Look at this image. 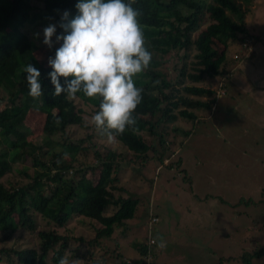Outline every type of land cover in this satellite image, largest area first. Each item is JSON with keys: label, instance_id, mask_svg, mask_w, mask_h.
<instances>
[{"label": "trees", "instance_id": "trees-1", "mask_svg": "<svg viewBox=\"0 0 264 264\" xmlns=\"http://www.w3.org/2000/svg\"><path fill=\"white\" fill-rule=\"evenodd\" d=\"M36 1L44 7L35 6L33 0H0V245L19 230L36 231L38 217L49 225V230L38 233V248L0 247V258L16 264H59L61 258L67 257L72 242L80 247L85 242L82 237L69 233V223L74 218L89 219L100 226L95 227V236L88 241L90 246L94 243L100 246L101 240L113 236L116 226L134 218L139 200L115 198L118 155L112 151L103 159L97 154L101 164L96 183L87 178V171L76 169L80 155L89 148L84 146L86 140H74L67 131L70 128L95 130L92 124L85 123L86 112L76 100L93 105L94 113L99 110L100 100L85 97L82 92L72 99L66 94L54 95L49 58H38L39 48L30 39L27 25L41 13L57 26V35L63 34L59 27L62 14L69 11L74 18L79 0ZM237 1L135 0L132 5L140 12L138 20L152 60L149 68L135 78L137 87L143 88V101L135 113L136 131L129 129L123 134H114V139L138 156L141 164L150 152L158 154L157 145L148 142L143 132H148L164 147L163 134L157 129L163 123L176 121V110L179 116L192 120L196 118L194 111L210 110L217 103L214 90L196 84L202 83L206 74L223 76L228 48L250 37L245 25L248 11ZM216 43L224 46L223 52L218 51ZM191 50L197 51L196 60L187 64L181 53ZM171 55L183 62L180 68L177 65L174 68L176 83L181 85L186 78L195 83L182 87V92L175 88L170 74L161 69ZM29 63L41 72L44 95L37 99L28 95L27 74L22 70ZM203 97L209 100L204 101ZM33 114L43 120L41 145L28 140L22 128L26 118ZM91 137L88 135L87 139ZM26 161L36 169L33 177L28 176L31 182L23 187L6 186L2 179L15 164ZM73 170L75 175L69 177ZM110 208L116 209L111 215L106 213ZM137 248L144 255L145 247L141 243ZM263 255L264 249L244 254L240 264H252V259ZM73 258L83 259L77 252Z\"/></svg>", "mask_w": 264, "mask_h": 264}, {"label": "rangeland", "instance_id": "rangeland-1", "mask_svg": "<svg viewBox=\"0 0 264 264\" xmlns=\"http://www.w3.org/2000/svg\"><path fill=\"white\" fill-rule=\"evenodd\" d=\"M249 1L237 2L248 11L245 25L249 33L259 37L264 45V0ZM33 4L39 8L44 7L40 1L33 0ZM43 16L44 14L41 13L35 15L27 25V31L30 33V39L39 48L36 51L38 58L47 60L46 58H55L50 55L56 52L61 43H55V37H53L52 49L43 43L44 28L53 24ZM37 33L39 36L36 35ZM196 37L197 34H194V38ZM215 47L219 52L224 51V46L219 43H216ZM241 47L242 44L237 42L228 48V63L230 60L233 63L231 68L225 69L227 65L224 67L226 71L223 76L206 74L204 81L196 84L215 91L214 98L218 100L215 106L210 110L194 111L196 120L183 118L179 116V110H176L178 119L163 123L157 129L163 134L164 147H160L159 141L151 138L148 132L142 133L148 142L157 145V155L160 159L154 152H150L147 155L149 158L141 164L139 157L122 143L114 138L110 143L107 135L98 133L94 126V131L80 128H70L67 131V135L74 140H86L84 146L89 148L87 153L80 155V161L75 165L76 169L87 171L85 173L87 178L96 183L100 176L101 164L97 154L100 153L103 159L109 151H112L118 155L115 160L114 174L118 189L114 190L115 198L123 196L139 200L134 218L123 225L116 226L113 236L101 240L100 246L95 243L90 246L88 243L95 236V227L100 226L89 219L74 218L69 223V233L76 238L82 237L85 242L81 244V247L78 243H71L67 254L70 262L76 261V264H178L176 259L172 263V260L164 254L159 260L158 257L162 255L159 248L157 256L154 250H151L148 258L146 245L149 239H155L158 236L171 244L178 226H184L183 223L189 219L192 220L190 224L196 225L202 216L203 221L206 223L209 220L211 226L216 224L217 227L228 228L227 234L211 230L210 237L215 243V247L209 250L212 252L211 255L209 252L201 253L202 256L199 255L192 260L186 259V264H240L244 254L249 255L264 249V106H253L252 101L246 99L241 113L235 110L232 112L233 99L246 96L244 93L237 92L247 91L249 88L247 82L251 80V75L247 71L249 55H242ZM196 55L197 51L191 50L186 54L181 53V58L185 57L184 62L190 64L196 60ZM236 55L243 59H235ZM182 64L183 62L175 59V55H171L165 59V65L161 68L170 74L169 79L175 82L174 86L180 92L182 87L195 84L190 83L188 78L184 79L181 85L176 83L174 68L176 65L180 68ZM241 71L245 73L244 76L239 74ZM260 77H264V72ZM202 100L209 99L203 97ZM76 104L86 112L85 123L88 121L87 125H91L90 118L94 114L93 105L90 106L80 100H76ZM247 109H251L252 114ZM22 128L28 140L41 145L43 133L41 117L29 115L23 122ZM88 135L92 136L91 139H87ZM254 140H257L258 144H253ZM13 168L2 179L8 187L28 185L31 182L30 177H33L36 172L29 161L18 162ZM239 169H242V181L236 173ZM24 171H26L25 174ZM74 175V170L69 173V177ZM195 195L198 200L192 201L194 199L192 196ZM206 197L210 200H217L216 198L219 197L224 204L213 205V202L203 201ZM194 204L204 205V210L201 211L198 206L199 211L189 216L187 209H191ZM231 205L236 209L232 207L230 209ZM115 210L110 208L106 213L111 215ZM232 211L236 216L232 215ZM201 212L204 215H201ZM206 213L209 217H206ZM151 214L158 215L160 222L158 218L159 223L151 224L150 228ZM37 222L36 231L19 230L0 247L38 248L40 246L38 233L49 230V225L41 217L37 218ZM159 228H163L165 234L159 233L157 231ZM140 243L145 247L144 255L138 251L137 244ZM155 247L156 245L152 246V249ZM75 252L82 255L83 259L73 258ZM152 256L154 261L151 259ZM226 257H232V260L229 262ZM0 264L16 263L3 257L0 258ZM252 264H264V255L252 259Z\"/></svg>", "mask_w": 264, "mask_h": 264}, {"label": "clouds", "instance_id": "clouds-1", "mask_svg": "<svg viewBox=\"0 0 264 264\" xmlns=\"http://www.w3.org/2000/svg\"><path fill=\"white\" fill-rule=\"evenodd\" d=\"M134 3L135 0H79L74 18L69 11L62 14L59 27L63 34L57 35L55 24L43 30V43L49 49L54 47L53 37L55 43L62 41L55 58L48 61L53 69L49 76L54 95L75 98L82 92L85 97L99 98V110L91 116L90 123L98 133L107 135L110 143L114 134L136 131L135 113L143 101V88L137 87L135 78L149 68L152 60ZM22 70L27 74L28 95L34 99L44 95L41 72L32 63ZM153 244L161 250L167 247L159 236L150 241ZM59 264L76 261L64 257Z\"/></svg>", "mask_w": 264, "mask_h": 264}, {"label": "crops", "instance_id": "crops-1", "mask_svg": "<svg viewBox=\"0 0 264 264\" xmlns=\"http://www.w3.org/2000/svg\"><path fill=\"white\" fill-rule=\"evenodd\" d=\"M250 37L251 39H253L252 46H254V50H253V53L250 55V57L248 56L249 57L248 59L249 69H247V71L251 75L250 77L251 80L247 82L248 87H249L247 91L245 90V92H237V93H244L246 94V96H241L240 98L233 99L232 112L233 110H235L236 112L241 113V108L245 105L244 100L246 99L251 100L252 101L251 104L253 106H264V77H260L262 75V72H264V45L262 43V40L259 39V37H255L251 34H250ZM229 62L230 63H227V67L225 69L231 68L233 62L231 60ZM239 74L241 76H244L245 73L241 71ZM242 81L243 80H241V82ZM247 110L251 112V109H247ZM196 119H197V116L195 120ZM252 143L258 144L257 140L252 141ZM236 173L239 179H241L242 181V178H243L242 169H239V171ZM190 180L193 181L192 179ZM192 199H193L192 201L198 200L196 198V195L192 196ZM216 199L217 200H213V199L210 200L209 197H206L203 201L213 202V205H215L216 203L224 204V201L220 200L219 197H217ZM219 204H216V205H219ZM198 206H200L201 211L204 210V205L194 204L192 205L191 209H187V211H189L188 215L190 216L191 213L199 211ZM231 207L232 205L229 206L230 209ZM232 209H236V208L232 207ZM200 214L204 215L203 212H201ZM205 215L206 217H209L208 213H206ZM232 215L236 216L233 211H232ZM154 216L159 218V216L156 214ZM159 222H160V218H159ZM191 222L192 220L189 219L186 223H183L184 226H178L176 228L177 232H176L175 238H172L171 244L166 242L167 247L161 250L162 255L158 257L159 260H161L163 256L165 255L166 257H168V259L172 260V263L176 259L178 264H186L185 263L186 259L192 260L193 258H197L199 255H201V253L206 254L209 252V255H211L212 252H210L209 250L215 247V243L213 242L214 239L213 238L211 239L210 237L211 230L215 232H221V233L227 234L228 228H224L222 226L217 227L216 224L214 226H211L209 223V220L206 223L203 221V216L198 219V223L196 225L190 224ZM232 224H233V221H232ZM221 228H224V229H221ZM157 231L159 233L165 232V230L163 232V228H159V230ZM157 249L158 247L156 245L155 249H153L156 256H157V252H159ZM203 250H206V251L203 252ZM213 254L215 255L216 253H213ZM152 259L154 261L153 256H152ZM227 260L230 262L232 260V257H228Z\"/></svg>", "mask_w": 264, "mask_h": 264}, {"label": "built area", "instance_id": "built-area-1", "mask_svg": "<svg viewBox=\"0 0 264 264\" xmlns=\"http://www.w3.org/2000/svg\"><path fill=\"white\" fill-rule=\"evenodd\" d=\"M252 43H253V39H251V37H249V38H246L245 39V41L242 43V47H241V50H240V53L242 54V55H249V57H250V55L253 53V50H254V46H252ZM246 53V54H245ZM235 59H243L242 57H240L239 55H236L235 56ZM224 95V94H223ZM222 96V95H221ZM221 96H219V97H221ZM158 222V218L156 217V216H154V215H152L151 214V216H150V225H149V227L151 228V224H155V223H157ZM152 239H149V243H148V245H146L147 246V250H146V254H147V256H148V258H149V255L151 254L150 252H151V250H153L152 249V246H154V244L153 245H150V241H151ZM151 259H152V257H151ZM150 260V259H149ZM149 263H151V260L149 261Z\"/></svg>", "mask_w": 264, "mask_h": 264}]
</instances>
